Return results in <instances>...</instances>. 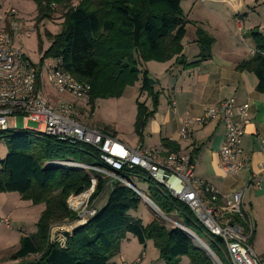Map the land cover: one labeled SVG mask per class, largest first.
Masks as SVG:
<instances>
[{
    "label": "trees",
    "instance_id": "16d2710c",
    "mask_svg": "<svg viewBox=\"0 0 264 264\" xmlns=\"http://www.w3.org/2000/svg\"><path fill=\"white\" fill-rule=\"evenodd\" d=\"M72 1L33 0L38 10V24L52 20L53 4L67 9L61 31L47 35L51 45L44 58L63 59L66 70L78 82L90 86L92 113L99 100L120 99L127 88L142 82L140 94L146 93L152 103L149 109L137 101L134 132L142 143L147 125L159 107L160 92L151 85L148 73L140 66L175 59L184 69L194 68L212 58L215 40L198 28L199 61L187 64L182 42L188 22L181 0H80L76 7ZM250 36L255 53L240 63L237 70L254 73L258 78L257 91L264 94V36L258 29L252 30ZM5 137L8 153L0 162V195L17 193L35 206L46 205L36 224L37 233L22 237L19 250L12 256V260H21L17 264H113L128 234L136 237L141 245L153 242L166 264H180L184 257L190 264H214L208 253L196 247L180 228H168L158 217L143 226L141 220L131 217L129 213L137 210L142 198L119 182L113 183L108 201L94 218L65 234L63 244L50 245L48 232L53 222L69 219L68 223H73L75 215L68 207L69 198L87 192L95 179L91 201H97L113 179L93 170L51 164L75 161L104 168L98 161V152L91 146H70L52 137L42 138L24 131ZM162 144L170 153L180 150L174 142L163 140ZM147 198L164 215L177 213L187 228L195 223L190 209L170 196L152 188ZM215 243L222 246L220 240ZM211 248L219 254L218 247ZM32 256L36 258L28 260Z\"/></svg>",
    "mask_w": 264,
    "mask_h": 264
},
{
    "label": "built area",
    "instance_id": "2783aa9c",
    "mask_svg": "<svg viewBox=\"0 0 264 264\" xmlns=\"http://www.w3.org/2000/svg\"><path fill=\"white\" fill-rule=\"evenodd\" d=\"M17 16L18 12L14 9L8 13L0 11V146L6 144V134L20 131L42 138L52 137L70 146H91L98 152V161L104 168L75 161L51 164L104 174L131 188L141 198L145 195L124 177L151 182L155 190L190 209L195 221L193 226L201 230L206 240L187 230L189 237L195 246L212 256L215 264H225L223 259L226 264H264L251 242L254 226L244 203L248 187L230 197H223L212 184L196 176L191 154L181 150L170 153L144 146L131 148L116 136L91 128L85 120L91 114L90 86L78 82L66 70L61 58L43 57L38 65L27 60L15 46V41L18 35L30 38L36 29L21 22ZM46 82L58 94L56 101L45 93ZM19 118L25 124H37V129L31 130L26 125L24 129H19ZM218 118L225 128L224 142L219 151L221 168L227 175H238L249 166L243 149L246 129L251 122L249 103L230 98L208 108L200 116L186 117L181 126L180 141L189 143L193 130ZM260 144L264 155V138L260 139ZM259 168L264 170V159ZM262 184L263 179L252 172L251 185L260 188ZM95 187L96 180L93 179L87 192L69 198L68 207L77 212V221L68 224L62 234L86 225L97 215L96 201H91ZM162 217L166 218L164 214ZM4 222L9 223V219ZM216 240H220L222 246L217 245ZM59 242L63 244L65 237ZM211 246L218 247L222 257Z\"/></svg>",
    "mask_w": 264,
    "mask_h": 264
},
{
    "label": "crops",
    "instance_id": "0c3cea01",
    "mask_svg": "<svg viewBox=\"0 0 264 264\" xmlns=\"http://www.w3.org/2000/svg\"><path fill=\"white\" fill-rule=\"evenodd\" d=\"M190 14H193L195 22L214 38L212 58L191 69H184L175 59L167 63L154 61L143 63L140 69L146 71L150 78H158L159 83H156L155 90L160 92L159 107L147 125L144 140L141 143L137 137L138 142L132 145L121 139L119 131L112 128L117 133L116 138L131 148L144 146L169 152L163 147V140L179 145L181 151L194 156L196 176L212 184L223 197H230L248 187L244 203L254 226L251 242L256 254L264 260V243L261 242L262 237L257 232L256 220L252 218L255 202H264V170L259 168V163L264 159L260 144V139L264 138V94L257 91L258 78L254 73L237 70L240 63L253 57L255 49L251 51L249 57L236 61L231 66L225 59L228 51L225 48L230 46L234 41L232 37L234 35L236 37L237 33L245 36L243 42L248 40L249 37L246 35L250 36L252 30L258 29L264 36V0H207L200 3L198 0H192ZM195 42L197 43V39ZM219 48L223 49L219 50ZM199 55V45L192 58L186 55L183 45V56L187 64L199 61ZM159 78H163L165 82L161 84ZM137 84L140 89L141 82ZM166 95L169 98L167 106L164 103ZM146 97L148 100L145 104L151 109V99L147 94ZM230 98L251 105V122L243 140V149L249 160V166L238 175L232 176L227 175L220 164L219 151L225 137V128L220 118L193 130L189 143L180 141V130L186 117L200 116L208 108ZM122 99L124 98L116 100L117 104ZM96 111L97 108L93 113L91 111L93 117L96 116ZM252 172L263 179L260 188L251 185ZM11 194L13 193L1 194L0 199L1 196L10 197ZM151 244L153 242L148 241L145 245H141L136 237L128 234L121 244L119 255L112 260V263L133 264L140 261L138 264H142L144 259H147ZM140 249L142 254L138 255ZM180 264H190V261L184 257Z\"/></svg>",
    "mask_w": 264,
    "mask_h": 264
},
{
    "label": "rangeland",
    "instance_id": "374dc122",
    "mask_svg": "<svg viewBox=\"0 0 264 264\" xmlns=\"http://www.w3.org/2000/svg\"><path fill=\"white\" fill-rule=\"evenodd\" d=\"M79 2L80 0H73L72 6L76 7ZM200 2L201 0H198V3ZM181 7L184 12L185 20L188 22L186 26V35L183 39L182 44L186 49V55L192 58L195 51L198 50V45L195 41L197 39V30L198 28H201V26H199L197 22H195L196 19L193 14H190L192 0H182ZM12 9L18 12L17 18L20 19L21 22L26 23L27 25L29 24L32 28L36 29V32L30 38L18 35L15 41V46L23 52L27 60H29L34 65H38L44 57L45 51H47L51 45V40L47 37L48 33L51 35H56L61 31L63 15L67 12V9L53 4L52 10L55 12V14L53 15L52 20H45L40 24H38L37 22L38 10L33 0H0V11L8 13ZM246 36L249 38L246 42H243L242 39H245V36L241 33H237L236 37L235 35L232 37L234 41L230 43L229 47L225 48L228 50L225 59L228 62L229 66L233 65V63L236 61L246 59V57L250 56L251 51L255 49L252 37L248 36V34ZM235 39L237 42H235ZM221 49L223 48H219V50ZM157 79L158 78L153 80L157 83ZM159 79L161 84L165 82L163 78ZM141 86L142 82L140 87ZM45 93L52 101H56L59 98L58 94L54 92L53 87L48 85L47 82ZM123 98L124 99L118 101V104L116 102V100L118 99L116 98L99 100L96 107V116L93 117V115L90 114V116L85 120L91 128L103 130L114 136L117 135V133L114 132L116 129L117 131H119L121 139H123L124 141H128L132 145H135L138 142L137 136L134 132V123L137 114V101H139L140 103H146L148 99L146 97V93L140 94L138 84H136V86L134 87L127 88L125 94L123 95ZM168 101V96H164L165 106H167ZM91 110L92 107L90 108V111ZM105 124L110 125V127L106 126ZM17 125L21 130L24 129L25 125L31 130L37 129V124L32 122L25 124V122L21 118L17 120ZM112 127L115 129H113ZM7 153L8 149L6 145H1L0 162L5 159ZM116 182V180H113V183ZM113 183L112 181L109 183L106 191L95 202V207L97 210L104 207V205L108 201V198L113 189ZM128 183L135 186L140 192L145 195L146 198L147 196L151 195L153 188L151 182L140 181L134 177H129ZM9 196L10 197L1 196L0 199V264H17L21 262V260H12V256L19 250L20 240L22 237L32 236L37 233L36 224L39 222L40 216L46 209V205L44 203L35 206L30 201L23 200L17 193H13ZM67 202L69 205V201ZM255 203V207L252 211V218L253 220H256L257 232L262 237L261 242L264 243V202ZM158 211L160 213L146 204L144 198H142V203L139 205L137 210L131 211L129 215L133 218L141 220L143 226H146L154 217L160 218L168 228L177 227L176 223L184 227L187 226L185 220L178 216L176 213L165 215L166 218H163V213L160 210ZM71 212L75 215L74 220L71 222L75 224L77 221V212L74 213L73 210H71ZM7 218H9V223L4 222V220ZM68 222L69 219H66L64 222H53L51 224L47 240L50 245H54L56 243H59L60 245L62 244L59 242V240L64 237L65 234H62L61 232L65 227L68 226ZM186 230H191L202 240H206V237L201 232V230L197 229L195 226H188V228L186 227ZM138 251H135L136 254L138 253V255H141L142 249ZM144 255L145 254L143 253L142 256ZM218 255H220L219 257H222L221 254ZM209 256L212 259V256ZM35 258V256H32L28 260H34ZM223 261L226 264L224 259ZM138 262H134L133 264H138ZM142 264L166 263L160 258L158 250L154 247L153 244H151L147 259H144V262Z\"/></svg>",
    "mask_w": 264,
    "mask_h": 264
},
{
    "label": "bare ground",
    "instance_id": "6f19581e",
    "mask_svg": "<svg viewBox=\"0 0 264 264\" xmlns=\"http://www.w3.org/2000/svg\"><path fill=\"white\" fill-rule=\"evenodd\" d=\"M144 201L146 202V204H148L149 206H151L153 209H155V211H157L158 213H160L159 211H158V209L152 204V202L149 200V199H147L146 197L144 198ZM161 215V214H160ZM188 232V231H187ZM191 234V233H190Z\"/></svg>",
    "mask_w": 264,
    "mask_h": 264
},
{
    "label": "water",
    "instance_id": "95a60500",
    "mask_svg": "<svg viewBox=\"0 0 264 264\" xmlns=\"http://www.w3.org/2000/svg\"><path fill=\"white\" fill-rule=\"evenodd\" d=\"M150 82H151V85L152 86H154V85H156V82L153 80V79H150ZM145 198V197H144ZM148 199V198H147ZM151 201V200H150ZM152 202V201H151ZM152 204L159 210V208L152 202ZM182 231H187V230H185V229H183V228H180ZM186 234H188L187 232H185ZM188 236H190L189 234H188Z\"/></svg>",
    "mask_w": 264,
    "mask_h": 264
}]
</instances>
